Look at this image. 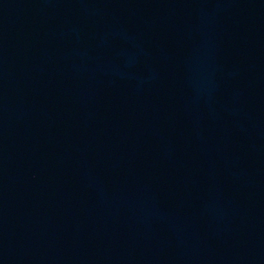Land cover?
Returning <instances> with one entry per match:
<instances>
[{
    "label": "water",
    "instance_id": "obj_1",
    "mask_svg": "<svg viewBox=\"0 0 264 264\" xmlns=\"http://www.w3.org/2000/svg\"><path fill=\"white\" fill-rule=\"evenodd\" d=\"M0 264H264V0H0Z\"/></svg>",
    "mask_w": 264,
    "mask_h": 264
}]
</instances>
